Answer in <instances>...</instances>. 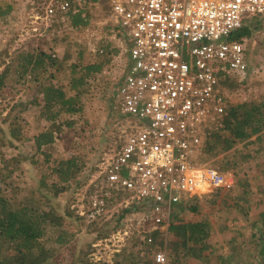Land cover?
<instances>
[{
	"label": "built area",
	"instance_id": "1",
	"mask_svg": "<svg viewBox=\"0 0 264 264\" xmlns=\"http://www.w3.org/2000/svg\"><path fill=\"white\" fill-rule=\"evenodd\" d=\"M41 5L32 16L35 23L51 29L56 21L69 26L70 18L80 16L88 33L92 26L98 29L89 52L112 53L110 68L90 83L112 78L125 126L99 159L75 208L87 225L128 208L132 212L109 240L115 247L111 255L106 259L98 250L96 262L112 261L135 233L152 246L169 229L176 204L234 188L232 172L199 159L205 141L225 128L232 103L223 78L244 81L249 75L248 40L234 34L249 19L264 26V0H44ZM154 260L167 264V252L154 254Z\"/></svg>",
	"mask_w": 264,
	"mask_h": 264
},
{
	"label": "rangeland",
	"instance_id": "2",
	"mask_svg": "<svg viewBox=\"0 0 264 264\" xmlns=\"http://www.w3.org/2000/svg\"><path fill=\"white\" fill-rule=\"evenodd\" d=\"M43 1L0 0L13 7L7 23L0 21V75L8 70L6 84L0 88V168L7 167L8 171H13L12 181L2 184L1 188L8 191L9 186L19 191L16 196H12L15 206L31 204L35 207L28 200L33 198L36 206L45 208L51 221V224H47L46 235L54 239L51 241L53 244L50 248L53 251L50 252L48 264H115V256L112 261L98 263L93 255L98 250L106 259L111 255L115 247L109 240L118 232L115 221L109 224L105 221L90 227L76 216H69L63 226L55 227L52 224L58 223V213L71 204L70 193L57 190L48 193L38 187L44 173L57 159L77 160L82 169L77 171L76 177L77 180L82 179L81 175L93 165H98L101 156L113 148L125 126L116 109L115 84L110 76L105 75L93 84L90 79L96 74L84 79L82 92L79 91L78 113L64 114L56 124L41 113V87L51 82L47 75L53 73L57 79L66 77L69 83L80 76L78 65L81 67L105 59L92 60L90 52H87L89 50H86L88 43L95 39L93 34L98 31L96 27L92 26L88 33L87 26L71 30L68 25L62 24L49 32L50 28L35 23L32 16L39 12L38 7L42 6ZM257 22L256 19H249L246 25L251 26L253 31L259 26ZM257 29L250 38H246L249 63L247 80L222 84L224 92L231 97V106L244 101L264 100V27L259 26ZM41 45H46L47 52L55 49L56 57L63 63L64 69L59 73L51 69L49 74L43 76L45 81L37 83L34 79L39 75L24 72L23 55ZM83 51L85 54L81 60L79 54ZM109 68L105 66L103 71ZM67 92L72 97L77 95L70 88ZM12 132H16L17 137L12 138ZM41 132H52L55 140L38 152L34 138ZM46 155L51 156L50 162H46ZM32 160L37 163L33 164ZM199 160L219 170L229 168L236 173L237 178L245 179L250 184L251 205L241 202L237 207V185L227 191L213 190L196 201L197 214L183 213L185 220L200 218L211 223L212 228L208 229L211 234L205 243L182 244L176 249L171 244L174 237L168 229L155 238L152 246H147L141 243L139 235L135 233L121 249V254L129 250L138 257V264H157L154 254L159 252H167V264H224L222 258L230 264L255 263L248 253L252 251L251 223L258 219L264 209V135L263 140L250 147L239 146L229 152L202 154ZM51 180L55 178L51 177ZM87 185L84 184L82 189L88 188ZM82 189L74 192V201L78 202ZM75 206L76 202L72 208ZM59 236L64 238L65 246L54 242ZM136 238L137 243L129 245ZM242 238L245 239L244 246L240 244ZM99 243L102 245L95 248ZM191 247L198 250L197 257L186 256ZM234 254L242 257V261L238 260V256L233 257Z\"/></svg>",
	"mask_w": 264,
	"mask_h": 264
},
{
	"label": "trees",
	"instance_id": "3",
	"mask_svg": "<svg viewBox=\"0 0 264 264\" xmlns=\"http://www.w3.org/2000/svg\"><path fill=\"white\" fill-rule=\"evenodd\" d=\"M12 11V5L7 2H0V21L7 23V19ZM246 22L244 26L234 34V39L241 40L250 38L252 33L258 30L257 27L263 26V24L258 21L257 24H259V26L251 31V26L246 25ZM61 25V22L56 21L53 27L49 29V32L55 27H61ZM86 25L87 23L84 22L80 16L70 18L69 26L82 28ZM45 46L41 45L40 47L32 48L23 55L24 72L39 75V77L34 79L37 83L45 81L43 76L49 74L51 69L56 70L58 73L64 69L63 63L56 57L55 49L52 48V51L47 52ZM86 50H88L87 46ZM84 54V51L80 52L79 59L82 60ZM89 54L92 60H97L98 58L105 59L99 63L95 61L84 66L81 65V67L78 65L80 68V76L76 79L73 78L69 83H67L66 77L57 79L56 75L53 73L47 75L51 82L42 86L40 92L43 96L41 100V113L43 116L46 115L48 121L56 124V122L61 119L62 115L78 113L79 109L77 106L81 97L80 92H82L81 90L84 87V79L93 74L102 73L104 67L110 65L112 53L107 51L105 55ZM7 72L8 70L0 75V88H3L6 84ZM63 75L66 76L65 74ZM52 79L57 82L54 83ZM237 82L243 81L224 77L221 84ZM69 88L75 90L77 95L73 97L69 96L67 92ZM263 135L264 100L260 102L244 101L228 108L224 131L213 136L210 140H206L204 147L201 149V153L203 155H207L208 153L218 154L220 152H229L239 146L250 147L255 144V142L263 140ZM11 137H17V133L12 132ZM34 139L38 152L41 151L44 146L54 143L55 140L52 132H41L36 135ZM46 157V162H50L51 156L46 155ZM201 159L204 161L203 157ZM32 163L36 164L37 161L32 160ZM81 169L82 167L78 165V161L75 159H57L53 161L49 170L44 173L42 181L39 183V189L48 193H52L55 190L61 193H70L71 204L68 206L65 205L66 208L63 212L58 213V223L52 224L55 227L63 226L65 220L67 221L69 216H76L80 222L83 221L77 214V209L72 208V204L76 202L74 201V192H76V190L79 191L84 184H87L91 176L97 170V165L95 164L90 167L81 175L82 179L78 178L77 180L76 173L77 171L80 172ZM220 171L232 172L236 177L235 186L237 185L238 189L236 198L237 207L240 206L239 204H241V202H249V205H251L252 193L249 190L250 184L243 178H237L236 173L229 168L224 167ZM12 177L13 171H8L7 167L0 168V264H48L51 259L50 252L53 251L52 248H50L53 244L51 241L54 240L52 237L49 238L46 235V228L51 222L50 218L44 211V207L36 206L33 198H29L28 200L34 203L37 208L30 206L31 204L28 206H15L12 203V196H16L19 191H15V189H11L9 186L8 191L1 188L2 184L12 181ZM51 177H54L56 181L51 180ZM199 199L200 197L187 199L176 204L172 208L169 231L174 237L171 244L176 249L182 244L191 243L193 245H200L205 243V240L210 237L211 232L208 230L212 228L210 222L202 221L200 218L190 221L183 219L184 212L197 214V206L195 203ZM131 212V208L125 209L115 214L106 224L115 221V228L120 230V228H123V220L126 219ZM97 225H99V223H93L88 226ZM251 228L252 251L248 254L250 258L254 259V264H264V209L258 219L251 223ZM160 234L157 236H160ZM244 238H242V242H240L243 246L245 244ZM137 241L138 239L136 238V241L132 240L129 245H134ZM54 242L61 246L66 245L64 238L61 236L57 237ZM201 250L203 251L204 249L202 248ZM197 251L195 247H191L186 256L197 257ZM232 256L235 257L238 255L234 254ZM136 260H138V257L133 256L130 251L127 250L122 254L116 253L114 263L138 264ZM222 260L224 264H230L227 263L228 261L226 259L222 258ZM238 260L242 261V257L238 256Z\"/></svg>",
	"mask_w": 264,
	"mask_h": 264
},
{
	"label": "clouds",
	"instance_id": "4",
	"mask_svg": "<svg viewBox=\"0 0 264 264\" xmlns=\"http://www.w3.org/2000/svg\"><path fill=\"white\" fill-rule=\"evenodd\" d=\"M162 259H163L162 256H158V257H157V260H158V261H162Z\"/></svg>",
	"mask_w": 264,
	"mask_h": 264
}]
</instances>
